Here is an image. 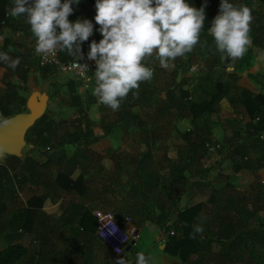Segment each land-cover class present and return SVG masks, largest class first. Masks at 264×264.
Instances as JSON below:
<instances>
[{
	"label": "trees",
	"instance_id": "1",
	"mask_svg": "<svg viewBox=\"0 0 264 264\" xmlns=\"http://www.w3.org/2000/svg\"><path fill=\"white\" fill-rule=\"evenodd\" d=\"M81 1L91 8L82 20L94 24L95 36L82 45L88 53L91 42L98 43L103 37L94 19L95 0ZM188 2L205 9L203 46L178 58L171 71L161 68L154 59L148 61L154 69L152 81L142 83L138 95L130 93L118 111L99 103L93 94L94 78L88 84L91 89L85 87L88 93L83 98L78 89L84 84L68 76L59 78L52 67L40 68L35 62L32 67L20 63L15 69L23 82L33 75V81L48 83L49 101L56 99L60 108L72 109V116L53 119L47 106L45 114L26 132L28 149L24 147L19 158L4 156L3 163L0 162V238L6 243L0 250V264H106L108 255L116 261V252L96 239V219L92 215L96 209L116 215L119 226L117 216L127 217L141 229V238L148 224L154 226L163 239L154 246L160 249L163 245L162 254L179 264H264V183L253 182L249 194H244L237 192L226 178L222 193L213 190L212 195L205 196L201 192L209 184L202 177L208 170L210 153L216 149L229 160L231 174L264 172V95L240 89L234 96L230 82H215L207 89L187 82L185 73L195 63L203 61L208 69H224L231 61L221 60L207 32L219 13L221 0ZM229 2L248 6L253 16L252 46L243 59L235 61V68L241 71L253 63L255 50L264 53V0ZM8 3L0 0V27L8 21ZM73 7L70 20L77 16L78 7ZM9 46V39H5L2 50L6 52ZM9 55L13 59L26 58L14 48ZM59 59L75 58L60 52ZM0 63V68L5 67V63ZM194 79L198 82L203 78ZM5 88L0 94V113L11 117L25 112L26 99L17 96L16 86L7 84ZM220 97L228 101L233 113L239 109L247 117L242 127L243 140L226 142L221 147L211 144L210 129L202 122L206 115L216 112ZM92 108L99 114L97 125L88 115ZM167 117L174 118L172 127L180 143L175 145V158L166 167L159 165L161 170L166 168L165 173L159 174L151 170L155 166L151 145L161 140V122ZM184 119L202 124L195 123L192 129L180 131L178 123ZM115 129H121L130 139L134 134L141 136L146 147L141 150L137 145L120 158L111 154L107 159L114 168L108 178H101L109 167L106 158L93 151L91 145ZM65 146L70 147L71 155L54 152L55 148ZM122 176L126 177L124 182ZM29 184L41 190L20 201V192ZM48 203L58 205L54 214L45 212ZM197 224H202L204 231L193 239L191 234ZM138 252L142 251L136 245L131 264H136Z\"/></svg>",
	"mask_w": 264,
	"mask_h": 264
},
{
	"label": "clouds",
	"instance_id": "2",
	"mask_svg": "<svg viewBox=\"0 0 264 264\" xmlns=\"http://www.w3.org/2000/svg\"><path fill=\"white\" fill-rule=\"evenodd\" d=\"M80 3L81 0H12L9 15L24 18L35 41L34 52L43 60L58 52L75 58L84 85L88 86L93 77L87 75L88 66L79 61L84 58L82 45L94 34V24L88 19H69L75 11L73 5ZM95 10V23L103 38L98 43L93 40L87 53V59L95 62L93 94L113 111L120 109L130 93L138 95L142 83L152 81L154 69L148 61L154 59L161 68L168 69L178 58L203 46L206 12L188 0H95ZM252 22L248 6L221 0L219 13L207 32L222 61L245 57L253 43ZM5 39L0 34V46ZM0 62L15 70L20 59L0 51ZM12 123V118L0 113V130ZM203 231L202 224L194 225L191 238ZM116 252L121 253L119 248ZM115 264L131 261L120 256ZM136 264H152V257L138 252Z\"/></svg>",
	"mask_w": 264,
	"mask_h": 264
},
{
	"label": "rangeland",
	"instance_id": "3",
	"mask_svg": "<svg viewBox=\"0 0 264 264\" xmlns=\"http://www.w3.org/2000/svg\"><path fill=\"white\" fill-rule=\"evenodd\" d=\"M261 12H264V10H262ZM255 55L256 56L253 60V63L249 67H246L241 71H238L235 68V61H230L228 67L224 69L217 67L208 69L206 67V63L202 61L201 63H195L193 67L185 73L184 77L187 79L188 83L195 84V87L199 85L202 89L212 88L215 82H230L233 86V89L230 92L233 93L234 96H236L238 92H241L239 91L240 89H247L252 93H259L264 95V53L259 50H255ZM193 60L197 62L196 57H193ZM173 69L174 67L170 66L167 70L171 71ZM194 76L195 78L203 79L197 82L196 79H194ZM64 77L65 76L63 75L59 76V78L61 79H64ZM48 85V83L44 84L39 80L33 81L32 89H43L44 91H48ZM78 90L80 95L85 98L88 93L87 88L79 87ZM198 92L200 95L207 97V95H205L203 92H200V90H198ZM55 101L56 99L52 101L48 100L49 116L56 120H63L66 118L70 119L72 116V109L68 110L64 107L60 108V106H57V103ZM59 109H61V115L60 113L58 114ZM88 115L90 120L93 121L95 125H97V123L99 122V114L95 110H91L88 111ZM206 116L202 119V122H205V124H207V127L210 129V138L212 139L211 144H213L214 146L219 145L221 147L225 145L226 142L234 143L236 141L243 140L242 127L243 124L247 121V117L241 111H239V109L237 110V112L233 113L226 99L222 97L218 98L216 112L211 116ZM144 120H147V118H144ZM174 121L175 120L173 117H167L165 122H161V124L164 125V130L161 132V140L159 141V143H157V145H151L152 157L155 163V166H153L151 170H153L154 173H165L166 168L161 170V168H159V165L166 167L169 163V160L174 159L176 156L175 145H179L180 138L176 135V131L173 129L174 127H172ZM202 122H192L191 120L184 119L180 120L178 124L180 127V131H187L188 129H192L195 123L202 124ZM147 125L150 126L148 123ZM137 145L139 146V148H141V150H144V148L146 147L141 136L134 134L130 139L129 136L122 133L121 129H115L107 137L92 144V150L105 157L106 163L109 167L108 171L105 172L103 176H101V178H108L109 173L112 172L111 168H114V166H112L111 160L107 159L111 154H115L116 156H118V158H120L125 153H130L133 147H136ZM25 149H28V147H25ZM54 152L56 154H65L66 156H69L71 155L72 151L69 146H65L64 148H55ZM207 164L208 170L206 171L205 176L202 177V179L204 182H207L209 184L202 187L201 189V192L205 196L212 195L214 191L216 193H222L227 182L226 178H228V180L235 186L237 192H244V194H249L250 185L253 182L259 181L264 183V172L251 173L240 171L238 173L231 174V164L229 160L226 159L224 153L222 152L221 154L218 149L210 153ZM125 180L126 177L122 176L121 181L124 182ZM39 190H41V188H37L36 186L33 187L30 184L25 186L24 191L20 192V201H25L28 196L31 195V193H38ZM57 208L58 205H52L51 203H48L45 212L47 214H54L57 211ZM128 230L129 228H126L127 232H129ZM141 236L142 234H139V238L135 246L137 245L138 249L142 252L150 253V255H152L153 264H160V259L157 257L159 254L160 257L163 253L160 250L162 249V245L159 249L156 248L153 244L161 243L163 241V239H160L159 237L158 229L148 224L146 227V232L143 234L142 238ZM133 237V241H135V237H137V235H134ZM5 246L6 243L0 238V250ZM213 249H215V246L213 247ZM104 255H108V253H104ZM108 256H106L108 258L107 262L105 261L106 264H115L114 257L109 256L111 257L109 258ZM167 259L169 264H179L176 260L169 258Z\"/></svg>",
	"mask_w": 264,
	"mask_h": 264
},
{
	"label": "crops",
	"instance_id": "4",
	"mask_svg": "<svg viewBox=\"0 0 264 264\" xmlns=\"http://www.w3.org/2000/svg\"><path fill=\"white\" fill-rule=\"evenodd\" d=\"M8 2H9L8 8H7V12L5 15V18L8 19V21L4 25H2V27H0V34L5 35L6 39H9L10 44L13 46V47L12 46L7 47L6 52L8 54H12L13 48L16 49L17 51H20L21 54L26 56L25 59L20 60V63H22L24 65H28L29 67H32L35 65L34 63L38 61V55H36L34 52L35 41H34V38L32 36V33L30 31V26L25 22L23 17H12L9 15V9L12 7V0H8ZM77 7H78L77 16L75 19L71 20L72 22H75L78 18L82 20L84 13L88 12L91 9L90 5L84 1H81V3ZM254 8H256V7H254ZM2 24H3V22H2ZM94 36H95V34H93V36L90 37L89 40H91ZM3 45H4V42H3ZM3 45L0 46V51H3L2 50ZM82 50H83V56L87 55V53L85 52L87 50V48L82 47ZM255 56L256 55L254 52V58H255ZM0 66H1V63H0ZM5 67L0 68V94L4 93L6 91L5 87L7 84H13L16 86L17 96L23 97L27 101L31 92L33 90H36V89H32L33 75H31L29 78H27L26 82H23L21 80V78L18 79L20 76L18 77V75L15 74L16 73L15 70L11 69L12 71L9 72V70H8L9 68H7L6 65H5ZM93 78H94V75H93ZM83 87L88 88L89 86L83 85ZM38 90H43V89H38ZM25 104H26V102H25ZM91 110L96 111L95 108H92ZM91 110H89V111H91ZM3 161H4V157L2 159H0V162L3 163ZM47 205L48 204L45 205L44 210L46 209ZM115 216L116 215H113L114 220L116 221ZM117 219L119 220V223H121V225H120L121 227H123L124 229L129 228L128 233L130 235H132V236L137 235L139 237V234H141V230L139 229V231H137V232L135 230H132L133 227H135V226L130 223V221L128 220L127 217L118 215ZM135 228L137 229V227H135ZM96 239L102 243V241L98 238L97 235H96ZM131 252H132V250H131ZM131 252L128 253L127 257H125V258H130V261L132 260V257H133ZM115 254L119 257L122 256L121 253L120 254L115 253ZM148 254H149V256L152 257V255H150V253H148ZM159 255L157 258L160 259V264H167V263L169 264L167 256L161 254V256L159 257ZM169 259H171V258H169ZM152 264H153V261H152Z\"/></svg>",
	"mask_w": 264,
	"mask_h": 264
},
{
	"label": "built area",
	"instance_id": "5",
	"mask_svg": "<svg viewBox=\"0 0 264 264\" xmlns=\"http://www.w3.org/2000/svg\"><path fill=\"white\" fill-rule=\"evenodd\" d=\"M59 53L56 56L50 57L48 60H43L38 56V66L40 68L52 67L57 73L63 76L74 78L81 81L84 84L83 79L80 76V68L77 66L78 61L76 59L70 61H61L59 59ZM80 64H86L89 71L87 75L95 71V62L87 59V55L79 61ZM48 151L49 148H46ZM93 217L96 219V235L105 243L112 251L116 252V249L122 251L130 241L134 240V237L130 235L126 229L119 226L114 220L113 214L109 211H102L96 209L92 212ZM129 220V219H128ZM135 241L137 237H135Z\"/></svg>",
	"mask_w": 264,
	"mask_h": 264
},
{
	"label": "water",
	"instance_id": "6",
	"mask_svg": "<svg viewBox=\"0 0 264 264\" xmlns=\"http://www.w3.org/2000/svg\"><path fill=\"white\" fill-rule=\"evenodd\" d=\"M49 96L44 90H33L29 95L25 108L26 111L11 116L12 125L0 130V159L4 156L21 157L23 148L26 145L25 135L36 121H38L46 112ZM138 229V228H137ZM135 227L132 230L139 231ZM137 238H139L137 236ZM136 241H130L129 244L121 251L123 257H127L135 246ZM164 246L162 245L161 248Z\"/></svg>",
	"mask_w": 264,
	"mask_h": 264
}]
</instances>
